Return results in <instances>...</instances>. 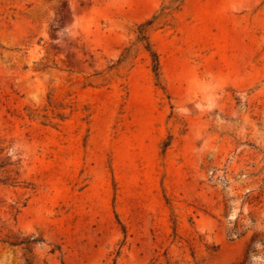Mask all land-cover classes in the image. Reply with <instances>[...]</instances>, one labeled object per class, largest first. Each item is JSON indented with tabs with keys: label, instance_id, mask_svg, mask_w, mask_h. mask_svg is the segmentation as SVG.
<instances>
[{
	"label": "rangeland",
	"instance_id": "obj_1",
	"mask_svg": "<svg viewBox=\"0 0 264 264\" xmlns=\"http://www.w3.org/2000/svg\"><path fill=\"white\" fill-rule=\"evenodd\" d=\"M173 4L0 0V264H264V0Z\"/></svg>",
	"mask_w": 264,
	"mask_h": 264
},
{
	"label": "trees",
	"instance_id": "obj_2",
	"mask_svg": "<svg viewBox=\"0 0 264 264\" xmlns=\"http://www.w3.org/2000/svg\"><path fill=\"white\" fill-rule=\"evenodd\" d=\"M184 0H174V4H177V8L181 7L182 3ZM171 5L168 7H164V10H169L173 8L175 5ZM153 23V20L147 21L138 27V37H137V42L141 44L145 51L149 53L152 61V68L154 71V74L157 79H160L161 77V65H160V58L156 50L153 48V45L150 42L149 35H148V28L151 26ZM255 252L254 250L249 249L247 252L246 259L241 263V264H247L248 262V254Z\"/></svg>",
	"mask_w": 264,
	"mask_h": 264
}]
</instances>
